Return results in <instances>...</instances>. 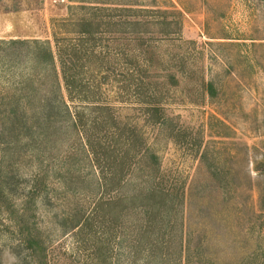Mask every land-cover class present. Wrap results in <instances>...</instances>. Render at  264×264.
I'll return each instance as SVG.
<instances>
[{"label":"rangeland","instance_id":"rangeland-1","mask_svg":"<svg viewBox=\"0 0 264 264\" xmlns=\"http://www.w3.org/2000/svg\"><path fill=\"white\" fill-rule=\"evenodd\" d=\"M0 264H264V0H0Z\"/></svg>","mask_w":264,"mask_h":264}]
</instances>
